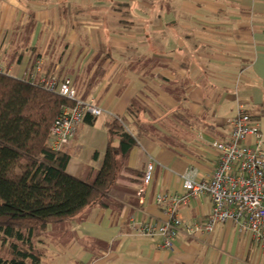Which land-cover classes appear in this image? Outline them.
Here are the masks:
<instances>
[{"label": "crops", "instance_id": "1", "mask_svg": "<svg viewBox=\"0 0 264 264\" xmlns=\"http://www.w3.org/2000/svg\"><path fill=\"white\" fill-rule=\"evenodd\" d=\"M0 65L21 81L35 68L36 81L71 79L76 100L100 109L64 147L70 176L85 179L101 167L113 119L133 135L144 128L126 167L144 174L152 166L142 198V184L120 178L109 208L49 225L40 264L249 263V243L229 225L216 226L207 242L180 229L171 251L128 225L169 219L174 206L155 197L184 196L186 173L205 179L212 141L239 113L264 131V0H0ZM210 207L200 195L173 210L194 222Z\"/></svg>", "mask_w": 264, "mask_h": 264}, {"label": "trees", "instance_id": "2", "mask_svg": "<svg viewBox=\"0 0 264 264\" xmlns=\"http://www.w3.org/2000/svg\"><path fill=\"white\" fill-rule=\"evenodd\" d=\"M72 106L40 85L0 74V264H40L37 246L49 225L90 207L109 208L117 179L142 184L143 173L126 162L144 128L133 135L119 119L106 124L101 167L85 179L66 173L68 154L52 152L48 141L53 122Z\"/></svg>", "mask_w": 264, "mask_h": 264}, {"label": "built area", "instance_id": "3", "mask_svg": "<svg viewBox=\"0 0 264 264\" xmlns=\"http://www.w3.org/2000/svg\"><path fill=\"white\" fill-rule=\"evenodd\" d=\"M38 68L28 76L26 82L37 84L58 96L73 102L72 107L62 109L49 131V148L58 152L74 138L78 126L89 115L98 117L100 109L92 102L78 101L72 89L71 79L61 83L44 79L36 81ZM0 74H5L0 65ZM261 113L264 114V108ZM211 150L212 170L203 180H194L190 173L183 176L182 189L185 195H158L155 204L170 203L174 206L167 213L165 222L139 223L131 221L128 229L134 236L160 237L162 242L157 249L173 250L172 240L182 229L188 238L207 242L216 226L229 225L235 229L237 237L250 246L249 263L264 262V131L251 116L239 113L227 123L223 139L214 140ZM152 180V166L147 165L138 196L142 198L145 188ZM200 195H207L211 207L203 221L183 222L174 215L175 207H184Z\"/></svg>", "mask_w": 264, "mask_h": 264}, {"label": "rangeland", "instance_id": "4", "mask_svg": "<svg viewBox=\"0 0 264 264\" xmlns=\"http://www.w3.org/2000/svg\"><path fill=\"white\" fill-rule=\"evenodd\" d=\"M215 230H216V228H215ZM215 230H214V231H215ZM248 264H251V263H248Z\"/></svg>", "mask_w": 264, "mask_h": 264}]
</instances>
